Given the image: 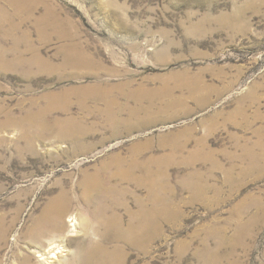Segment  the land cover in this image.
<instances>
[{"label": "rangeland", "instance_id": "374dc122", "mask_svg": "<svg viewBox=\"0 0 264 264\" xmlns=\"http://www.w3.org/2000/svg\"><path fill=\"white\" fill-rule=\"evenodd\" d=\"M127 163L119 228L81 204L30 239L63 188ZM145 166L163 210L134 235ZM0 218V264H264V0H0Z\"/></svg>", "mask_w": 264, "mask_h": 264}, {"label": "bare ground", "instance_id": "6f19581e", "mask_svg": "<svg viewBox=\"0 0 264 264\" xmlns=\"http://www.w3.org/2000/svg\"><path fill=\"white\" fill-rule=\"evenodd\" d=\"M62 132H64V134H62L59 137L61 139L63 138V139L71 140L73 143L77 145L75 149H78L79 146L83 144V142L86 140L87 137V135L84 136L83 134H82L83 136L82 135L80 136L79 134L82 132H77L75 130L68 129ZM28 136L30 137L27 138L28 141L27 144L30 143L31 146H32L31 143H33L37 138H39L37 134H35L34 136H32V134H28ZM116 164L108 165V167L104 168L100 172H96L94 174H86L85 179L83 178L84 179L83 182H81L79 185V188L82 191L80 197H75L72 191H68L67 189L63 188L60 194L50 201L48 206L42 211L41 215L36 220L33 221V226L31 227L30 230H28L30 231L29 232L30 239L46 238L55 233H57V235L64 233V231H66V225L64 224L65 217L72 212L74 206L75 208L77 207L79 208V210H81L80 209L81 204H85L86 207L92 209L91 212L96 218L95 220L97 221V223H100V225L105 224L107 225L108 228L110 227L112 229L119 228V226L116 227L115 225V222L118 221L116 209L119 207V204H117V201H115L116 195H118L117 187L119 186L120 180L127 181L128 177L131 179L132 178L136 179L137 177H136V172L131 170V166L129 163H127L128 164L127 168L126 166L116 165ZM140 178H141L140 180L141 182L146 183V185H150L149 193L152 191V187H153L154 196H155L154 201H156V203L155 206H152L151 208L147 206L144 211L140 212V216H141L140 223L135 227H130L131 233L134 235H135L134 232L136 231L139 232L144 227L147 228H144L145 230L144 229L143 230L148 231L151 225V223H149L150 215H152L155 212L157 213L159 211L162 212L163 210L162 205L160 207H156L157 205H160V203L158 202L163 201L162 191L164 190L165 187L164 184L161 182L159 175L156 174L155 176L153 174V171H151V168L145 166L142 170V177ZM115 181H118V183H114ZM158 187L160 188V192L156 189ZM109 214H112L110 218H108ZM141 219H145L143 223L141 222ZM69 222L73 223L71 226L73 227L75 226L74 219ZM11 228L12 225L6 226L4 220L0 218V243L2 241H6L8 232L11 230ZM74 232L75 229L71 230L70 232L71 236H73ZM141 234H143V232ZM94 252L95 253L98 252V254H100L99 256L105 258L104 256L106 252L104 253L102 249L99 250L96 247H93L87 251L86 253L87 259L93 257L92 255ZM109 256L110 257L112 256L116 259V255L114 253H110ZM53 257L56 258L57 256L54 255ZM113 263L116 264V260H112V264Z\"/></svg>", "mask_w": 264, "mask_h": 264}]
</instances>
